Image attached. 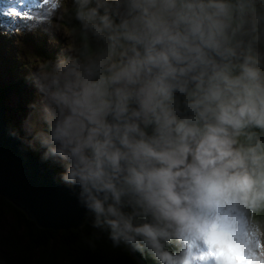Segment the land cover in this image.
Returning <instances> with one entry per match:
<instances>
[{
  "label": "clouds",
  "instance_id": "clouds-1",
  "mask_svg": "<svg viewBox=\"0 0 264 264\" xmlns=\"http://www.w3.org/2000/svg\"><path fill=\"white\" fill-rule=\"evenodd\" d=\"M23 17L69 37L25 123L92 226L158 264H264V0H40Z\"/></svg>",
  "mask_w": 264,
  "mask_h": 264
},
{
  "label": "rangeland",
  "instance_id": "rangeland-1",
  "mask_svg": "<svg viewBox=\"0 0 264 264\" xmlns=\"http://www.w3.org/2000/svg\"><path fill=\"white\" fill-rule=\"evenodd\" d=\"M39 2L40 0H0V86L4 89L2 102L5 111L2 116L6 115L12 122H19L23 141L29 146L28 142L32 140V133L27 130L25 122L34 112L31 106L33 104L42 106L43 104L42 93L34 79L38 72V65L43 61L54 62L59 57L68 55L66 46L69 42V37L65 36L62 30L21 15L28 11L35 13ZM71 3L72 0H68L69 6ZM9 8L15 9L16 13L9 12ZM10 65L13 66L11 69ZM15 72L22 75L24 79L19 90L12 88V85H6ZM41 124L47 130V125L43 122ZM39 147L43 152L46 151L40 145ZM48 161L58 167L57 176L61 180V174L65 171L64 163L59 158L52 157H49ZM87 217L93 220L89 211L84 216V220ZM6 227L4 223L1 229L6 231ZM53 239L58 240L56 236ZM8 247L0 243V264H14L10 258H14L15 252L9 250L10 247ZM130 253L135 259L134 253L136 252L130 251ZM136 260L140 261L138 257Z\"/></svg>",
  "mask_w": 264,
  "mask_h": 264
},
{
  "label": "trees",
  "instance_id": "trees-1",
  "mask_svg": "<svg viewBox=\"0 0 264 264\" xmlns=\"http://www.w3.org/2000/svg\"><path fill=\"white\" fill-rule=\"evenodd\" d=\"M13 66H9L11 69ZM16 67V66H15ZM24 83L22 75L14 73L6 85L19 90ZM4 89L0 86V104L3 105ZM5 113V111H4ZM5 122L14 129L22 145L41 157L56 172L58 167L43 158V150L36 144L33 148L23 141L19 122L10 121L3 115ZM59 179V178H57ZM91 217H87L79 226L66 228L40 227L28 218L18 207L0 195V243L9 246L15 252L10 258L14 264H156L147 253H134L140 261L133 259L126 245L114 247L109 239L108 230H101L92 226ZM6 224V231L1 227ZM58 240H54V237ZM96 237L95 246L89 245L88 240ZM54 240V241H53Z\"/></svg>",
  "mask_w": 264,
  "mask_h": 264
},
{
  "label": "water",
  "instance_id": "water-1",
  "mask_svg": "<svg viewBox=\"0 0 264 264\" xmlns=\"http://www.w3.org/2000/svg\"><path fill=\"white\" fill-rule=\"evenodd\" d=\"M3 111L0 104V195L40 227L79 226L88 213L79 186L56 179V171L12 134Z\"/></svg>",
  "mask_w": 264,
  "mask_h": 264
},
{
  "label": "snow or ice",
  "instance_id": "snow-or-ice-1",
  "mask_svg": "<svg viewBox=\"0 0 264 264\" xmlns=\"http://www.w3.org/2000/svg\"><path fill=\"white\" fill-rule=\"evenodd\" d=\"M13 13H16L15 9H13ZM21 15H24V13ZM219 254H222V252L220 250H217V252H213L211 249H209L208 253H201L199 258L200 259H203L205 258V256H216V255H219Z\"/></svg>",
  "mask_w": 264,
  "mask_h": 264
},
{
  "label": "bare ground",
  "instance_id": "bare-ground-1",
  "mask_svg": "<svg viewBox=\"0 0 264 264\" xmlns=\"http://www.w3.org/2000/svg\"><path fill=\"white\" fill-rule=\"evenodd\" d=\"M12 128V127H11ZM13 129V128H12ZM84 220V217H83V219H82V221Z\"/></svg>",
  "mask_w": 264,
  "mask_h": 264
},
{
  "label": "flooded vegetation",
  "instance_id": "flooded-vegetation-1",
  "mask_svg": "<svg viewBox=\"0 0 264 264\" xmlns=\"http://www.w3.org/2000/svg\"><path fill=\"white\" fill-rule=\"evenodd\" d=\"M57 178H59V177H57ZM57 178H56V179H57Z\"/></svg>",
  "mask_w": 264,
  "mask_h": 264
}]
</instances>
